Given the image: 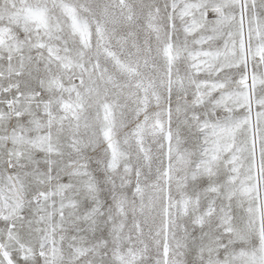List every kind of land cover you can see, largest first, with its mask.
<instances>
[{
  "label": "snow or ice",
  "instance_id": "6c2138e0",
  "mask_svg": "<svg viewBox=\"0 0 264 264\" xmlns=\"http://www.w3.org/2000/svg\"><path fill=\"white\" fill-rule=\"evenodd\" d=\"M0 264H264V0H0Z\"/></svg>",
  "mask_w": 264,
  "mask_h": 264
}]
</instances>
